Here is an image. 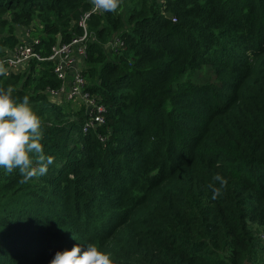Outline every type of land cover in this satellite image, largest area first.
Segmentation results:
<instances>
[{
    "label": "trees",
    "instance_id": "1",
    "mask_svg": "<svg viewBox=\"0 0 264 264\" xmlns=\"http://www.w3.org/2000/svg\"><path fill=\"white\" fill-rule=\"evenodd\" d=\"M90 7L0 0L1 46L26 28L46 59L58 36L82 34ZM86 29L82 74L102 125L83 133V107L50 101L51 61L0 76L16 102L29 98L54 157L27 183L0 168V264H50L88 244L113 264H264V0H124ZM216 174L227 186L214 200Z\"/></svg>",
    "mask_w": 264,
    "mask_h": 264
},
{
    "label": "clouds",
    "instance_id": "2",
    "mask_svg": "<svg viewBox=\"0 0 264 264\" xmlns=\"http://www.w3.org/2000/svg\"><path fill=\"white\" fill-rule=\"evenodd\" d=\"M93 12L116 13L121 10L124 0H90ZM8 69L0 61V76H7ZM14 89L0 87V168L6 173L18 170L27 183L35 177L44 176L54 157L46 155L43 145V129L41 118L29 105L25 96L23 102L13 98ZM218 182L219 187L216 186ZM227 179L216 174L213 183L207 187L212 192V199L223 195ZM74 238V237H73ZM50 264H113L109 255L100 252L94 244H88L82 251L79 245L71 250L57 251Z\"/></svg>",
    "mask_w": 264,
    "mask_h": 264
},
{
    "label": "built area",
    "instance_id": "3",
    "mask_svg": "<svg viewBox=\"0 0 264 264\" xmlns=\"http://www.w3.org/2000/svg\"><path fill=\"white\" fill-rule=\"evenodd\" d=\"M159 1L161 2V0ZM92 7L91 4L90 10L79 21L82 34L71 38L66 43H60L57 49L53 47L52 53L48 58H41L39 53L34 50V44H37L38 41L29 40V31L25 35L28 39L24 43L14 47L12 52L0 58V61L4 62V66L8 69L7 75L17 74L20 69H23L32 60L51 61L53 63V73L60 82V86L56 89H49L46 93L50 101L55 104L61 105L63 101L83 105L85 111L88 112V118L82 129L83 133H86L88 129L102 125L104 123L103 113L105 112V108L99 104L96 97L87 89L88 83L82 74L88 43L86 21L91 14L102 13L93 12ZM173 21L175 20L173 19ZM111 45L112 48H117L122 43L116 39Z\"/></svg>",
    "mask_w": 264,
    "mask_h": 264
},
{
    "label": "rangeland",
    "instance_id": "4",
    "mask_svg": "<svg viewBox=\"0 0 264 264\" xmlns=\"http://www.w3.org/2000/svg\"><path fill=\"white\" fill-rule=\"evenodd\" d=\"M27 34V30H26V28H19V29H17V31H16V38H17V42H18V44L16 45V46H18V45H20V44H22V43H24V41L26 40V39H28V38H26L25 37V35ZM0 39H1V34H0ZM26 42H29V41H26ZM2 44L0 43V58H2V57H4L5 55H7V54H9L10 52H12L13 51V49H14V47H16V46H14L13 48H8L7 46H1ZM85 67V62H84V64H83V68ZM27 68V66H24V68L23 69H20L18 72H20L21 70V72H24V69H26ZM17 72V73H18ZM22 74V73H21ZM62 103V108L66 111V112H71V111H76V110H78V109H80V108H82L83 107V105L82 104H80V103H64L63 101L61 102ZM250 226H251V228H252V231H253V234H254V236L256 237V239H257V241H258V243L260 244H263V236H262V232H261V229L260 228H258L256 225H254V224H250ZM264 246V245H263ZM261 254V253H260ZM263 264V263H262Z\"/></svg>",
    "mask_w": 264,
    "mask_h": 264
},
{
    "label": "water",
    "instance_id": "5",
    "mask_svg": "<svg viewBox=\"0 0 264 264\" xmlns=\"http://www.w3.org/2000/svg\"><path fill=\"white\" fill-rule=\"evenodd\" d=\"M114 37V36H113ZM60 36H58L57 37V42H56V45H55V48L57 49L58 47H59V44H60ZM111 44V42L108 44V45H110Z\"/></svg>",
    "mask_w": 264,
    "mask_h": 264
}]
</instances>
